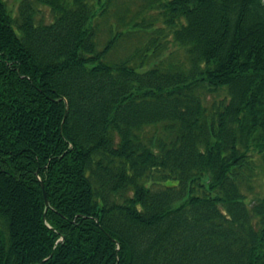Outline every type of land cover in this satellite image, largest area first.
<instances>
[{"label": "trees", "instance_id": "16d2710c", "mask_svg": "<svg viewBox=\"0 0 264 264\" xmlns=\"http://www.w3.org/2000/svg\"><path fill=\"white\" fill-rule=\"evenodd\" d=\"M32 1L0 0V264H264V0Z\"/></svg>", "mask_w": 264, "mask_h": 264}, {"label": "rangeland", "instance_id": "374dc122", "mask_svg": "<svg viewBox=\"0 0 264 264\" xmlns=\"http://www.w3.org/2000/svg\"><path fill=\"white\" fill-rule=\"evenodd\" d=\"M23 1H26V0H5L8 10L11 13V16L13 17V19L15 20L18 18V9H19L20 4ZM27 1H30L32 4L33 10H34V22L36 24L47 25L53 22L54 18L48 7L39 5L32 0H27ZM139 3L140 1L138 0H131V1L130 0H114L112 4V8L110 10V14H109L110 18L113 17L116 12H119L125 6H128L130 10L134 11L135 9H137ZM109 22L113 23L114 19L113 18L109 19ZM102 30L104 31L103 32L104 34L101 35V38L103 39V41H105L106 36H107V32H106L107 28L103 27ZM132 43L133 42L127 43L128 48L130 44L132 45ZM128 48L126 47V49L123 52L118 53V56L121 57V55L124 54ZM161 59H163V57ZM256 196H264V172L263 173L261 172L257 180L253 183L252 193H248V198L250 199Z\"/></svg>", "mask_w": 264, "mask_h": 264}, {"label": "water", "instance_id": "95a60500", "mask_svg": "<svg viewBox=\"0 0 264 264\" xmlns=\"http://www.w3.org/2000/svg\"><path fill=\"white\" fill-rule=\"evenodd\" d=\"M40 185H41L42 192H43L44 203H45L46 206H48V201H47V198H46L45 191L43 189V184L41 183Z\"/></svg>", "mask_w": 264, "mask_h": 264}]
</instances>
